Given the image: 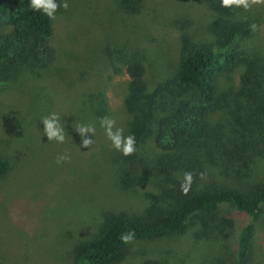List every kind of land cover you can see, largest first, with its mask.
Instances as JSON below:
<instances>
[{
  "label": "rangeland",
  "instance_id": "374dc122",
  "mask_svg": "<svg viewBox=\"0 0 264 264\" xmlns=\"http://www.w3.org/2000/svg\"><path fill=\"white\" fill-rule=\"evenodd\" d=\"M67 2L68 9L58 8L52 19L54 65L38 77L0 80V156L9 161L8 170L0 174V264H72V248L98 232L106 212L140 215L150 202H166L164 181L161 186L150 175L117 182L126 175L113 159L119 151L100 120L79 118L83 113H77V104L86 93L100 92L108 106L106 116L127 135L129 114L123 99L128 77L121 59L135 48L142 51L153 90L175 72L182 33L213 40L208 29L212 13L203 0H144L137 15L124 12L118 0ZM241 9L255 20L248 45L264 49V4ZM182 18L187 27L176 23ZM239 72L235 68L220 74L217 91L226 93L237 85ZM52 113L64 127L62 144L47 140L43 132L41 120ZM81 119L96 128L93 137L85 134L94 141L87 148L75 129ZM60 154L70 159L57 164ZM222 209L233 226L219 225L213 239H194L189 226L181 234L129 243L117 264H230L236 233L249 217L231 206ZM253 244L251 263L264 264V228Z\"/></svg>",
  "mask_w": 264,
  "mask_h": 264
},
{
  "label": "trees",
  "instance_id": "16d2710c",
  "mask_svg": "<svg viewBox=\"0 0 264 264\" xmlns=\"http://www.w3.org/2000/svg\"><path fill=\"white\" fill-rule=\"evenodd\" d=\"M203 1L212 13L208 29L213 40L182 33L176 70L158 87L150 90L142 51L135 48L121 59L128 77L125 132L135 136L136 152L127 157L115 154L119 172H126L117 182L150 175L164 181L167 200L150 202L140 215L106 212L98 232L72 248V264L119 263L129 245L119 236L128 231L135 232L134 242L181 234L190 226L194 239L209 241L219 225L233 226L223 214L225 205L249 217L236 233L230 264H254L252 242L264 228V49L248 45L254 18L246 17L241 8L222 7L220 0ZM143 3L118 0L130 15L140 13ZM29 4L30 0H0V80L41 76L56 61L52 19ZM176 23L188 26L186 18ZM235 68H240L238 84L218 92L220 74ZM100 96L98 91L83 96L77 104V113H83L79 118L99 121L106 116L108 106ZM82 119L80 125L85 124ZM8 168V159L0 156V174ZM186 171L193 173V182L184 195L180 183Z\"/></svg>",
  "mask_w": 264,
  "mask_h": 264
},
{
  "label": "clouds",
  "instance_id": "9594fccd",
  "mask_svg": "<svg viewBox=\"0 0 264 264\" xmlns=\"http://www.w3.org/2000/svg\"><path fill=\"white\" fill-rule=\"evenodd\" d=\"M221 6L224 8H231L233 6L237 8H243L248 10L252 5L264 4V0H220ZM30 8L33 11L42 12L49 19H55V14L58 8L68 9L69 4L67 0H63L62 4H58L56 0H30ZM255 25H251L254 30ZM43 132L49 141H56L58 144L65 142V131L64 127L60 123V116L56 113H52L42 120ZM100 125L104 128L107 139L111 142V146L119 151L123 156H131L136 152V139L133 134L124 135V129L122 127H116V121L110 117H101ZM77 132L81 137V145L83 147H89L93 144V139L87 137L85 134L91 133L92 137L95 135L96 128L94 125H78L76 128ZM70 157L67 154H60L56 157V163L60 164L64 161L69 160ZM200 177L204 178V173L199 174ZM193 182V173L186 171L183 173V178L180 183L181 193L187 195L191 190ZM135 238L134 231H128L121 233L119 239L122 243L128 244Z\"/></svg>",
  "mask_w": 264,
  "mask_h": 264
}]
</instances>
